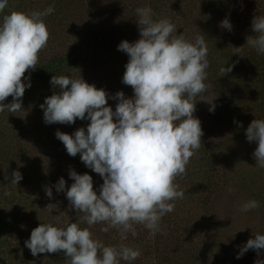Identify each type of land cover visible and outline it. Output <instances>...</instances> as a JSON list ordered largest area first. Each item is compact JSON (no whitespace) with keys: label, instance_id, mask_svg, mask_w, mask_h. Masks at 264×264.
<instances>
[{"label":"rangeland","instance_id":"1","mask_svg":"<svg viewBox=\"0 0 264 264\" xmlns=\"http://www.w3.org/2000/svg\"><path fill=\"white\" fill-rule=\"evenodd\" d=\"M49 6L54 11L44 17L47 45L38 53L37 67L24 74L31 87L21 98L22 110L0 112V184L9 192L6 197L0 194V264H69L62 252L33 257L25 241L40 222L57 227L79 222L82 213L72 209L64 192L57 193L54 187L60 177L66 188L71 185L70 168L91 175L94 189L103 180L85 167L79 154L69 156L54 135L57 130L71 135L77 128H86L89 121L45 124L40 105L56 91L49 83L54 74L80 75L113 96L122 91L131 97V86L122 83L128 57L117 45L139 38L135 9L146 6L152 8L155 19L168 18L176 26L173 35L189 40L204 36L206 89L193 98V115L203 132L201 145L185 174L175 180L184 190L183 199L173 202L174 210L161 218L155 234L142 224L133 225L136 235L129 232L126 238L116 228L101 231L107 226L104 223H80V227L88 228L93 239L105 246L124 245L140 252L136 260L119 264L264 261V250L258 256L249 249L236 258L249 238L257 232L264 234V168L255 165L256 143H249L245 136L253 119H264V55L246 43L256 35L251 28L253 17L264 16V0H8L0 17ZM225 18L231 31L220 26ZM234 47H239L238 55L233 54ZM224 65H231L232 70L221 76ZM11 101L9 96L3 103ZM107 103L114 111L118 101ZM14 170L22 174L17 185L10 178ZM45 187L52 188L51 199ZM248 200L258 201L259 207L241 212Z\"/></svg>","mask_w":264,"mask_h":264},{"label":"clouds","instance_id":"2","mask_svg":"<svg viewBox=\"0 0 264 264\" xmlns=\"http://www.w3.org/2000/svg\"><path fill=\"white\" fill-rule=\"evenodd\" d=\"M7 5L8 0H0V12ZM53 11L49 6L41 11H13L0 17V112L22 110L21 98L25 89L31 87L29 76L24 74L38 65V53L49 37L44 17ZM135 13L139 38L134 42L122 40L117 45V50L128 57L122 83L131 86V97H125L122 91L113 96L85 82L80 75L73 78L54 74L50 78L56 91L40 105L44 123L70 125L76 119L89 121L86 128H77L71 135L59 130L54 135L69 156L79 154L80 161L99 174L103 183L94 189L91 175L71 168L70 186L65 187L63 177L58 179L56 192H64L71 208L82 216L79 222H66L63 227L40 222L25 241L33 257L62 252L69 264L134 261L140 256L138 250L124 245L105 246L80 223H104L107 226L101 231L116 228L122 238L129 232L136 235L135 224H142L155 234L161 218L174 210L173 202L183 199L184 190L175 180L185 174L190 158L201 145L203 132L199 119L193 115V98L206 89L207 45L202 35L192 40L173 35L177 33L176 26L168 18L155 19L151 7H137ZM220 26L232 29L227 18ZM251 28L256 35L249 36L246 43L258 55H264V16L253 17ZM239 51V47H234L233 54L238 55ZM231 70V65H224L221 76ZM9 96L12 101L3 103ZM109 99L118 101L114 111L107 103ZM210 111H214V106ZM245 136L249 143H256L252 153L255 165L264 168V119H253ZM10 178L17 185L22 174L14 170ZM44 191L51 199L52 188L45 187ZM0 194L9 195L2 184ZM258 207V201L248 200L239 210L247 212ZM249 249L259 256L264 250V234L257 232L249 238L236 258ZM254 264L264 261L257 259Z\"/></svg>","mask_w":264,"mask_h":264}]
</instances>
